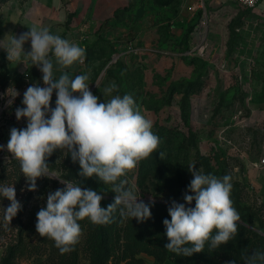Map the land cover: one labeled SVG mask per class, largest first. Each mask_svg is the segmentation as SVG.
Returning a JSON list of instances; mask_svg holds the SVG:
<instances>
[{"label": "rangeland", "instance_id": "obj_1", "mask_svg": "<svg viewBox=\"0 0 264 264\" xmlns=\"http://www.w3.org/2000/svg\"><path fill=\"white\" fill-rule=\"evenodd\" d=\"M11 1L17 0L0 2L1 28L7 15L16 10V5H7ZM234 3L236 10H230L223 2L213 4L206 0L202 5L206 12L203 23H199L200 5L193 17L184 15L179 28L185 52L171 63L162 57L151 60L138 57V52L124 53L120 45L111 48L96 63H88L86 59L88 68H81L80 75L89 77V90L100 102L114 95L131 94L142 113L153 122V132L160 138L157 151L122 177L128 186L135 185L140 192L138 202L185 203L183 197L193 179L189 165L195 163L197 169L207 171L202 157L207 162L206 174L218 178L231 176V199L239 214L250 216L248 213L259 211L264 221V162L260 161L264 156V12L243 7L238 0ZM171 12L177 14L176 9ZM164 17L160 11L157 13L159 20L163 21ZM162 23L169 28V22ZM11 69L25 73L20 63ZM42 75L38 69L36 80L27 82L23 91L13 85H0V145L4 146L0 150V165L6 166L0 186L14 185L16 198L22 205L20 216L25 220L20 240L23 247L15 261L16 264H91L96 244L94 231L99 225L87 218L78 221L82 229L79 242L64 254L53 240L41 237L36 231L37 212L46 207L47 195L66 187L60 182L64 180L59 166L62 155L55 156L57 166H49V171L58 178H37V189L29 191L19 161L7 151L10 129L27 126V118L16 119V109L25 107L22 101L29 86L45 87ZM194 80L197 87L186 94L182 108V87L173 91L171 87ZM112 83L117 89L111 96L103 95ZM14 92L18 95L13 96ZM56 98L54 91L52 108ZM160 152L164 153L163 160ZM12 161L19 165L16 174H21L20 177L9 174L14 166ZM105 185L109 192L98 193L104 197L102 207L108 200L113 203L116 195L111 184ZM9 205L10 201L0 196V228L5 226L4 233L0 232V256L7 245L16 242L17 227H12L13 219L4 218V208ZM168 207L152 204L151 218L143 222L123 218L119 210L113 213L112 222L105 230L108 255L104 264H184L175 256L169 257L164 247L169 242L163 224L164 219H169ZM253 225L261 228L259 220ZM134 233L138 234V240ZM163 254H166L164 258L157 261Z\"/></svg>", "mask_w": 264, "mask_h": 264}, {"label": "clouds", "instance_id": "obj_2", "mask_svg": "<svg viewBox=\"0 0 264 264\" xmlns=\"http://www.w3.org/2000/svg\"><path fill=\"white\" fill-rule=\"evenodd\" d=\"M29 28L19 37L11 35L7 42L6 37L0 40L8 61L37 66L45 85L34 84L25 91V107L17 108L15 115L17 120L27 118V126L10 129L7 151L19 161L29 191L37 189V178H58L49 171L47 159L60 149L65 156H71L73 163H79L80 177H96L111 184V191L116 193L114 202L106 208L101 206L104 197L97 191L70 181L60 180L66 187L47 195L46 207L37 212L36 231L53 240L64 254L79 242L82 229L78 221L85 218L95 225H107L117 210L121 217L139 222L151 218V203L138 202L140 192L135 185L128 186L122 177L156 152L161 141L153 132V122L142 113L131 94L111 96L117 89L115 83L104 89L103 95L111 98L100 102L89 90L87 75L73 78L66 71H61L58 78L54 75V61L61 70L76 62L84 63L86 49L53 34L48 26ZM29 40L31 51L25 52L23 45ZM54 91L57 98L52 108ZM16 95L14 92L13 96ZM3 148L0 145V150ZM159 155L163 160L164 153ZM188 170L193 177L188 186L192 194H184L185 203L173 200L168 207L171 219L163 220L169 240L165 249L183 257L202 252L206 243L209 250L227 244L238 234L241 221L231 199L230 175L218 178L204 174L195 163ZM0 196L10 201L4 208V218L11 221L22 208L14 185L0 186ZM193 201L194 207L186 206ZM244 259L246 264H264V252H253Z\"/></svg>", "mask_w": 264, "mask_h": 264}, {"label": "crops", "instance_id": "obj_3", "mask_svg": "<svg viewBox=\"0 0 264 264\" xmlns=\"http://www.w3.org/2000/svg\"><path fill=\"white\" fill-rule=\"evenodd\" d=\"M205 1L171 0L170 3L161 5L154 0L11 1L7 5H16V10L11 16L7 15L8 18L3 22L4 26L0 27V40L6 37L5 42H7L11 35L19 37L20 34L30 31L29 27L33 25L48 26L53 34H58L86 49L88 63L98 62L108 54L111 48H117L120 45L123 46L121 50L124 53L138 52V57L143 56L151 60L162 57L166 59V63H171L173 58L185 52L181 44L183 39L179 20L184 15L188 18L193 17L199 5H204ZM209 1L213 4L216 1L223 2L230 10H236L234 3L236 0ZM127 5L132 6L122 16L115 18V10ZM255 8L264 12V0H261ZM173 9L177 10L176 15H172ZM159 11L165 15L163 21L157 18ZM164 21L169 22V28L163 26ZM23 48L25 52L31 51V41L25 42ZM2 61L9 69L13 65H18L15 62H9L6 51L0 48V64ZM28 63L26 65L20 63L21 68L25 69ZM85 64L86 62H76L69 68L61 70L54 61V75L58 78L61 71H66L74 78L80 75L81 68L85 70L88 68Z\"/></svg>", "mask_w": 264, "mask_h": 264}, {"label": "trees", "instance_id": "obj_4", "mask_svg": "<svg viewBox=\"0 0 264 264\" xmlns=\"http://www.w3.org/2000/svg\"><path fill=\"white\" fill-rule=\"evenodd\" d=\"M4 0H0L2 2ZM155 3L161 5L170 3L171 0H154ZM132 5L124 6L121 9H117L114 12L115 18H119L120 15L122 16L123 13L128 11ZM111 50V49H110ZM109 50V51H110ZM38 74V69L35 65L31 66V63H28V66L25 68V73H19L15 69H9L5 66V62L2 61L0 64V85H13L16 87L17 90L23 91L28 83H32L36 80ZM28 82V83H27ZM176 87H182L183 89V96H182V103L181 107L184 108V98L188 92L196 89L197 81L192 82H184L179 83L177 86L171 87L172 91L176 89ZM57 154L62 155L63 161L60 163L61 174L60 177L63 178L65 181L73 182L74 184L81 185L82 188H91L97 193L101 192H109L106 191V185L99 181L96 177L93 178H82L78 175L80 171L79 163H73L71 160V156H65L64 153L60 149H56L51 156L48 157L47 163L49 166H57L54 162L55 156ZM202 163L205 165V170L207 169V162L200 157ZM14 166L12 171L9 174H14L16 177H20L19 174H16L17 168L19 165L16 161H12ZM5 165H0V182L5 178ZM204 172V174L207 173ZM189 186V185H188ZM188 186L186 192H188ZM188 194H192L188 192ZM105 203V208L110 204L111 200ZM151 203V205H171L172 201L169 203ZM186 206H195V201L192 202L191 205ZM22 211V210H21ZM250 216L246 215L245 213L241 214V221L238 225V234L230 240L227 244L221 245L219 248L215 250H209L208 243L205 244V248L200 253H195L190 257H183L178 256L175 253L169 252V257L175 256L180 259L184 264H231V262L235 261V264H246L244 257L251 255L253 252H264V221L261 219V215L259 211H252L248 213ZM171 217L169 216V220ZM259 220L261 223V228L254 227V222ZM24 222L21 216L20 211H18L17 215L13 217L12 227L16 226V242L13 244H9L3 249V253L0 256V264H16L15 258L19 252L22 251L23 245L21 244V234L24 228ZM9 225H6V227ZM106 228L107 225H99V227L94 231V238L96 244L94 245V251L92 254L91 264H104L105 259L108 255V245L107 242V235H106ZM5 226L0 228V232L4 233ZM135 239H139L137 233H134ZM166 254H163L161 257L157 258V261H161Z\"/></svg>", "mask_w": 264, "mask_h": 264}, {"label": "built area", "instance_id": "obj_5", "mask_svg": "<svg viewBox=\"0 0 264 264\" xmlns=\"http://www.w3.org/2000/svg\"><path fill=\"white\" fill-rule=\"evenodd\" d=\"M260 1L261 0H238L240 5H242L243 7H246V8H255ZM200 7L202 8V12L200 14L199 23H203L205 20V17H206V12H205V9L202 5H200ZM113 58H116V56H114ZM37 69H39V68L37 67ZM260 161L264 162V156L261 157Z\"/></svg>", "mask_w": 264, "mask_h": 264}]
</instances>
